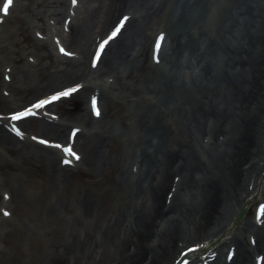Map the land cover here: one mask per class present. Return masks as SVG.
<instances>
[{
  "label": "bare ground",
  "instance_id": "obj_1",
  "mask_svg": "<svg viewBox=\"0 0 264 264\" xmlns=\"http://www.w3.org/2000/svg\"><path fill=\"white\" fill-rule=\"evenodd\" d=\"M23 1L28 4L19 11L27 15L15 16L17 29H7V40L0 37V92H8L0 95V115L78 85L82 108L74 117L59 112L56 123L50 124L47 114L32 124L22 122L23 141L7 131L3 119L0 171L7 167L6 155L15 152L23 162L46 160L53 168L63 158L60 151L37 146L32 135L62 143L69 140L65 129H80L77 140L90 147L99 174L107 167L116 174L112 214L95 192L80 190L75 214L87 235L55 238L37 264H108V259L110 264H173L181 251L194 246L199 248L193 255L201 260L197 263L214 258L208 264H255L264 253V222L255 223L253 216L240 225L234 219L241 207L247 215L252 204L264 203V179L259 176L264 154V0H79L74 17L65 0ZM144 2L140 27L131 20L125 40L108 50L104 65L91 68L88 57L96 39L121 14H137ZM172 5L176 7L170 14ZM46 16L60 28L45 23ZM29 17L39 24H30ZM67 17L72 21L65 33ZM46 31L77 56L62 57L57 45L35 37ZM164 31L173 57L160 56L161 65L145 64L149 41ZM17 33L22 37L18 41L12 39ZM8 40L15 49L9 51ZM91 96L103 101L101 119L122 97L128 118L97 125L85 103ZM111 140L121 145L108 158ZM32 151L38 155L32 158ZM84 160L82 155L80 163ZM57 167L71 171L60 162ZM40 226L47 229L43 222Z\"/></svg>",
  "mask_w": 264,
  "mask_h": 264
},
{
  "label": "rangeland",
  "instance_id": "obj_2",
  "mask_svg": "<svg viewBox=\"0 0 264 264\" xmlns=\"http://www.w3.org/2000/svg\"><path fill=\"white\" fill-rule=\"evenodd\" d=\"M152 1L154 0H149L148 2L150 3ZM17 3L18 6L12 12L10 19L8 18L7 25L4 28H0V37L2 39L7 40V29L10 28L15 30L19 26L14 19L15 16L25 17L27 15V12L24 14L19 11V7L26 4L27 1L18 0ZM91 5H93V3H91ZM140 6L142 8L147 7L145 2L140 4ZM175 7L176 5H172L170 8L171 11H169L170 14ZM29 18L30 24H39L37 18L35 20H31L32 17ZM47 18L46 16L43 20L48 24L49 21ZM169 22L172 24V19L170 20L169 18ZM136 25L140 27L141 22L138 20L135 26ZM129 32V30H126L125 34ZM30 36L32 39H35L32 32H30ZM12 39L18 41L22 39V37L20 33H17ZM8 42L10 43V40L6 41L7 44ZM48 42L51 43L49 37ZM121 42L122 40L118 41L114 49L116 45ZM167 44L164 54L167 55V57H173V44L169 38ZM8 46L9 51L15 49L10 44H8ZM145 56L146 64L150 61V55L147 52ZM107 58L106 55L105 60ZM102 65H104V63ZM185 69L183 70L185 71ZM186 72H188V70ZM2 76L3 72L0 70L1 80ZM120 87L121 86L118 84L116 85L119 92ZM1 94L2 92H0V95ZM80 95L81 93L72 97L70 101H64L57 109H53L58 113L61 112L64 118H66L67 115L70 117L77 116L81 113L82 108L79 101ZM116 99L117 100L114 101V107H112L108 113H104L103 119H101L97 125H110L113 119L116 120L117 118H122L126 121V118H128V107L124 103L122 97L118 96ZM32 123L33 122H30L29 124ZM64 132V134H66V129ZM199 143H201V141ZM110 144H112L113 150L108 154V158L114 156L121 145L117 140H111ZM78 145L80 146L85 160L78 168H74L71 171H58L57 162L52 168L46 165V160H43L41 163L35 160L34 162H23L19 153L15 152L12 155H6L7 167L5 166V168H2L0 171V201H2V194L7 190L9 194H11V198L14 199L12 206L9 208L11 211L13 208L14 216L13 218L11 216L10 219H3L0 213V264H37L41 255L48 254L49 250H51L50 248L53 246L54 240H57L55 238L58 237V239H62V241H68V239L74 237V233H80L85 237L87 235L85 234L86 229L77 225L78 221H82V219L79 218L77 213L75 214V201L78 196L77 193L80 190L89 189L93 193L95 192L98 199L102 201V204L107 206L109 215L112 214L113 211L111 209L114 204V196L116 195L114 193L115 191H113V179L116 174L113 169L108 167L99 174L98 169L100 168H98V164L95 165L93 157L90 158L89 156L91 151L90 147L86 145V142L82 143V138ZM35 154L36 152L31 154L32 158ZM1 164L4 163L2 162ZM31 170L35 171V173H32ZM36 170H38V172ZM68 173H70L72 177L68 180L63 179L62 175L65 176ZM18 179L24 182L18 185ZM4 184L5 186H3ZM244 216L240 225L252 220V208L251 211ZM102 220L104 219H100L94 223L96 228L101 225ZM42 222L47 226L46 230H41L40 225ZM77 229H79L80 232H78ZM85 241H89V237H86L84 242ZM6 260H9V263ZM107 262L110 264L109 259Z\"/></svg>",
  "mask_w": 264,
  "mask_h": 264
},
{
  "label": "snow or ice",
  "instance_id": "obj_3",
  "mask_svg": "<svg viewBox=\"0 0 264 264\" xmlns=\"http://www.w3.org/2000/svg\"><path fill=\"white\" fill-rule=\"evenodd\" d=\"M74 2H75V0H74ZM12 3V0H8V4L10 5ZM5 11H7V6L5 7ZM121 26H123V25H121ZM117 31H119V29H117ZM62 51H64V49H62ZM69 55H71V53H68ZM76 91V89H69V90H67V91H65V92H60V93H58L57 95H55V96H53L52 97V99L53 100H58V99H60V97H62V96H70L73 92H75ZM44 103H47V101H42V102H40V104H38L37 105V107H40V106H42ZM31 114V110L29 109V110H26V111H24V112H20V113H16L15 115H14V119H17V120H19V119H21V118H23V117H25V116H27V115H30ZM97 115H99V110H97ZM17 132H19V130L17 129ZM44 143H48V141H43ZM68 151L72 154V155H74V156H76V158L77 159H79L80 157L78 156V155H76V153H74V152H72V150L71 149H68ZM70 163V162H69ZM6 215H8L9 213H5ZM261 214L262 215H264V209H262L261 210ZM262 259H264V258H262Z\"/></svg>",
  "mask_w": 264,
  "mask_h": 264
},
{
  "label": "water",
  "instance_id": "obj_4",
  "mask_svg": "<svg viewBox=\"0 0 264 264\" xmlns=\"http://www.w3.org/2000/svg\"><path fill=\"white\" fill-rule=\"evenodd\" d=\"M263 174H264V170H263ZM241 215H242V212H241V213L238 215V216H239V218H241V217H242Z\"/></svg>",
  "mask_w": 264,
  "mask_h": 264
}]
</instances>
